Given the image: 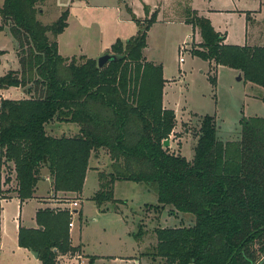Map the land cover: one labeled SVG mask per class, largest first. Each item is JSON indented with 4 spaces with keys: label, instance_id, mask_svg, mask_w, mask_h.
I'll list each match as a JSON object with an SVG mask.
<instances>
[{
    "label": "trees",
    "instance_id": "obj_1",
    "mask_svg": "<svg viewBox=\"0 0 264 264\" xmlns=\"http://www.w3.org/2000/svg\"><path fill=\"white\" fill-rule=\"evenodd\" d=\"M1 1L0 21L15 36L20 68L0 76V90L17 87L25 94L0 99L4 191L20 202L33 198L46 168L54 194L80 193L91 153L103 148L110 171L98 173L99 188L91 197L102 212L106 203L114 209L124 203L113 191L124 180L154 193L157 209L169 207L188 219L189 225L155 228L146 255L158 264H258L264 258V117L241 119L240 137L223 141L214 116H204L193 158L173 154L163 146L176 116L162 102V66L142 55L150 23L124 44L117 39L110 47L116 60L99 68L94 58L59 53L56 37L67 26V9L43 24L37 4L45 0ZM184 22L201 39L192 55L236 69L245 81L264 87V46L224 44L225 36L195 11ZM53 120L74 123L77 133L51 136L46 125ZM70 216L38 209L42 230L19 226V245L37 252L41 264H55L56 251L75 250ZM142 232L140 226L134 238Z\"/></svg>",
    "mask_w": 264,
    "mask_h": 264
},
{
    "label": "rangeland",
    "instance_id": "obj_2",
    "mask_svg": "<svg viewBox=\"0 0 264 264\" xmlns=\"http://www.w3.org/2000/svg\"><path fill=\"white\" fill-rule=\"evenodd\" d=\"M189 2L45 0L37 4L40 8L37 18L43 24H51L64 10H68L67 26L56 37L58 51L64 57L83 54L97 61L105 53L114 54L110 47L117 39L124 44L142 27L151 24L146 32V46L142 49V55L146 61L161 64L164 79L162 102L176 116L175 127L165 148L187 160L193 158L204 116H214L217 137L223 141L240 137L241 119L264 117V87L245 81L241 72L239 80L236 69L221 65L214 70L213 65L207 64L208 61L192 55L198 48L200 36L193 33L189 23L180 22L185 21L192 11L204 15L208 12L212 26L222 31L216 30L226 35L233 45L243 41L247 26L245 41L238 46L261 47L264 46V0H195L194 5L198 10L188 6ZM244 4L254 8L237 9L242 15L234 11ZM207 6L216 10L207 9ZM49 37L52 39L50 34ZM223 43L229 44L225 39ZM16 44L11 28L0 21V76L10 70H19ZM179 56L183 57L182 62H179ZM18 93L16 87H11L3 90L1 95L8 99L25 97L23 92ZM3 97L0 96V99ZM61 123L51 121L46 125L47 132L56 138L71 137L77 133L76 127L68 126L67 129L64 124L66 128H61ZM88 163L90 169L86 172L80 193L58 191L54 194L51 190L52 177L46 168H42L36 192L39 201L30 199L21 206L15 198H9L12 194L4 191L6 185L3 182L1 185L0 181V264H41L30 249L19 245L18 226L42 230L36 223L38 209H49L54 214L66 212L70 202L75 199H79V205L70 216L73 227H68L70 244L75 250L62 253L54 248L55 264H89L92 258V264L160 262L146 255L149 246L156 240L155 228L189 225L187 217L170 212L169 207L157 209L154 193L142 183L124 180L114 184V197L124 203L118 204V209L106 203L104 206L107 209L102 212L91 197L99 188L98 173L110 171L108 151L102 148L91 153ZM4 169V165L0 166L1 175L6 172ZM45 177H49V180ZM40 202L42 205L38 207ZM19 221L22 223L19 224ZM140 226L143 232L137 240L133 233Z\"/></svg>",
    "mask_w": 264,
    "mask_h": 264
},
{
    "label": "crops",
    "instance_id": "obj_3",
    "mask_svg": "<svg viewBox=\"0 0 264 264\" xmlns=\"http://www.w3.org/2000/svg\"><path fill=\"white\" fill-rule=\"evenodd\" d=\"M194 3H195V0H190V2H189V5L188 6H190V7H192V8H194V9H197V8H195V5H194ZM260 3V2H259ZM259 3H258V5H259ZM1 4H2V2H1ZM247 6V7H246ZM248 7H251V5H243V6H241L240 8H235L234 9V11H236L237 9H243V8H248ZM251 8H254V7H251ZM207 9H210V10H213V11H215L216 9H212V7L211 6H207ZM198 10V9H197ZM217 10H219L218 8H217ZM199 12V11H198ZM237 12V11H236ZM238 13V12H237ZM206 15H204V14H201V12H199L198 13V15H202V16H204V17H206V18H208L207 17V15H208V12L207 13H205ZM239 14V13H238ZM239 15H242V14H239ZM244 16V15H243ZM245 17V16H244ZM209 19V18H208ZM210 20V19H209ZM180 22H184V21H180ZM214 28V27H213ZM193 29V33L194 34H196V35H199V33H198V30H197V28H192ZM215 29V28H214ZM215 30H217V31H220V30H218V29H215ZM246 30H247V26L245 27V33H246ZM220 32H222V31H220ZM224 33V32H223ZM245 33H244V38H243V41L241 42V43H237V45L239 44H242L244 41H245ZM225 34V33H224ZM225 42L226 43H229V44H232V43H230L229 41H228V39H227V37H226V35H225ZM62 55V54H61ZM83 55V54H82ZM207 62V61H206ZM207 64H209V66H214V64H212V63H208L207 62ZM219 66H221V65H216V66H214V70H217V67H219ZM238 73V75H239V72H237ZM11 88V87H10ZM9 89V88H8ZM16 89L18 90V94H20V93H22V91H20V88H17L16 87ZM3 90H7V89H3ZM3 90H0V96L1 97H3L1 94H2V91ZM23 94V93H22ZM3 98H5V97H3ZM20 98V97H19ZM19 98H14V99H19ZM164 105V104H163ZM165 106V105H164ZM62 125H61V128L63 127V128H66V126H67V129H69V127L68 126H70V128H73V127H76V129H77V125H75L74 123H69V122H62L61 123ZM64 124H66V126H64ZM75 125V126H74ZM45 179L46 180H49V177H45ZM115 184V183H114ZM113 191H114V186H113ZM36 192H37V187H36V190H35V193H34V197L33 198H31V199H37L38 201H39V199L37 198V196H36ZM9 198H15L17 201H18V203H19V205L21 206V204L23 203V202H20L19 201V199L16 197V196H14V193H12V195L9 197ZM30 200V199H29ZM28 200H26V201H24V202H27ZM78 201H79V199H78ZM40 205H42V203L40 202V204L38 205V207H40ZM37 207V208H38ZM77 211V210H76ZM20 223H22L21 221H19V224ZM18 228H19V226H18Z\"/></svg>",
    "mask_w": 264,
    "mask_h": 264
},
{
    "label": "water",
    "instance_id": "obj_4",
    "mask_svg": "<svg viewBox=\"0 0 264 264\" xmlns=\"http://www.w3.org/2000/svg\"><path fill=\"white\" fill-rule=\"evenodd\" d=\"M113 60H116V55L114 54H108V53H105L103 55H101L100 57H98L97 59V66L99 68L103 67L106 63L110 62V61H113ZM238 79L240 80L241 79V75L239 73L238 75ZM169 144V140L168 139H165L163 141V146L166 147L168 146ZM44 163H46V156H44ZM73 212H76V210H74ZM30 252L35 256V257H38V253L35 252V251H32L30 250ZM258 264H264V258L258 263Z\"/></svg>",
    "mask_w": 264,
    "mask_h": 264
},
{
    "label": "built area",
    "instance_id": "obj_5",
    "mask_svg": "<svg viewBox=\"0 0 264 264\" xmlns=\"http://www.w3.org/2000/svg\"><path fill=\"white\" fill-rule=\"evenodd\" d=\"M179 62H182L183 61V57L182 56H179ZM79 205V201L78 199L76 200H72L70 202V207L68 208V212L70 213V215L73 213V211L75 210V208H77ZM68 226L71 228L73 227V222H72V219H70V222L68 223ZM81 264V262L79 263Z\"/></svg>",
    "mask_w": 264,
    "mask_h": 264
}]
</instances>
